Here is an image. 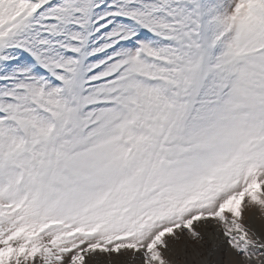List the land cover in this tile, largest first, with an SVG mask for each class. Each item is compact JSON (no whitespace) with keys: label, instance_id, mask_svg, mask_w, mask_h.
<instances>
[{"label":"snow or ice","instance_id":"6c2138e0","mask_svg":"<svg viewBox=\"0 0 264 264\" xmlns=\"http://www.w3.org/2000/svg\"><path fill=\"white\" fill-rule=\"evenodd\" d=\"M264 0H0V264H264ZM203 255V253H197Z\"/></svg>","mask_w":264,"mask_h":264},{"label":"rangeland","instance_id":"374dc122","mask_svg":"<svg viewBox=\"0 0 264 264\" xmlns=\"http://www.w3.org/2000/svg\"><path fill=\"white\" fill-rule=\"evenodd\" d=\"M250 216V223L255 230H260L261 225L264 224V217L260 216L258 209H253ZM215 234L213 229L207 230L205 233L206 237L208 235L212 236ZM221 238V237H220ZM212 245V240L210 243L201 248L198 245L193 244L191 241L184 237L179 244L174 245V252L170 254V259L172 264H201L202 259L207 254V248H210ZM197 253H203V255H197ZM99 264H139V261L132 260L130 256L118 257L112 256L111 261L107 256L101 255L99 258Z\"/></svg>","mask_w":264,"mask_h":264},{"label":"bare ground","instance_id":"6f19581e","mask_svg":"<svg viewBox=\"0 0 264 264\" xmlns=\"http://www.w3.org/2000/svg\"><path fill=\"white\" fill-rule=\"evenodd\" d=\"M258 231V230H257ZM214 233L212 234V236H210V235H208L207 237H209L210 239H211V237H214ZM222 237L221 238H219V240H213V239H211L212 240V243H219L220 241H222Z\"/></svg>","mask_w":264,"mask_h":264}]
</instances>
